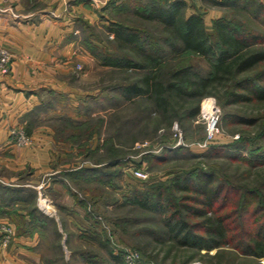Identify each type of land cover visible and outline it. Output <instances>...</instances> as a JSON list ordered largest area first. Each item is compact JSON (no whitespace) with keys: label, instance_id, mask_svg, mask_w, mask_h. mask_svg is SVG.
Here are the masks:
<instances>
[{"label":"trees","instance_id":"obj_1","mask_svg":"<svg viewBox=\"0 0 264 264\" xmlns=\"http://www.w3.org/2000/svg\"><path fill=\"white\" fill-rule=\"evenodd\" d=\"M258 1L222 0L220 5L249 11V17L256 18L261 25L264 5ZM185 8V0L109 2V30L114 33V39H109L106 46L91 44L90 50L98 63L110 70L112 79L118 76L122 79L121 83L110 87L112 99L119 103L124 101L144 119L152 120V116L158 115V119H154L157 126L161 118L170 121L178 112L176 109H181L188 119L196 117L200 101L218 87L225 90L224 108L233 103L264 102V30L250 29L226 16L212 21L209 30L203 16L187 15ZM130 12L141 21L133 23L121 19L124 13ZM192 55L206 60L207 71L190 64L181 65ZM216 96L222 100L221 96ZM224 117L230 121L250 120L233 113ZM34 119L24 129L27 135L33 129ZM87 120L82 122L70 115H61L58 121L64 125L84 126ZM214 149L232 161L246 163L248 168L264 165V161L257 159L264 156L242 147L238 139L222 149ZM243 149L248 151L247 155L242 153ZM152 156L160 160L166 158L162 154ZM65 175H75L74 183L79 185L82 179L97 185L113 182V174L92 167L69 170ZM243 175L256 183L261 180L253 171ZM231 176L234 181L209 169L194 168L174 175L167 183L131 187L120 203L127 215L116 217V222L125 226L136 221L129 217L133 210L147 212L161 229L160 233L151 232L153 235L160 241L161 236L166 243L192 251L183 264L198 256L222 257L227 259V264H237V259L242 258L247 264H256L264 258V181L250 187L238 184L236 175ZM28 196L32 197L31 191L21 184L0 183V210L16 202L28 203ZM31 208L27 210L31 220L26 226L41 228ZM212 249H217L214 255L208 253ZM107 252L109 258L102 256L100 260L89 253L84 258L89 264H126L113 249L107 248Z\"/></svg>","mask_w":264,"mask_h":264},{"label":"rangeland","instance_id":"obj_2","mask_svg":"<svg viewBox=\"0 0 264 264\" xmlns=\"http://www.w3.org/2000/svg\"><path fill=\"white\" fill-rule=\"evenodd\" d=\"M221 1L185 0L186 13L187 15L198 13L203 16L209 30H211L212 21L222 16L233 19L235 23H240L250 29L264 30L263 21L260 25L255 20L256 18L249 17V11L247 13L235 9L233 5L223 7L220 5ZM259 1L264 5V0ZM121 19L133 23L141 21L135 18L133 12L124 13ZM97 40L99 46H106L109 42V39ZM172 64H174L173 60ZM188 64L197 66L199 70L207 71V62L202 57L188 56L181 65ZM77 70L80 71L81 66H77ZM115 78L112 79L110 70L99 64L98 61L88 64L87 71L80 83V88L87 91V95L80 108L75 110L65 107L57 112L59 115L52 112L53 114H50L52 117L44 120L52 125L56 142L68 153H65L67 160L63 163L65 167L63 172L55 174V176L66 183L64 196L67 194L76 199L80 213L70 214L67 211H73L71 208H66L65 212L62 207L59 208L55 204V200L59 199L61 195L50 186L55 178L54 175H46L39 179L38 183H31L25 187L31 191L32 195V197L28 196L27 210L31 207L33 209V218L38 220L42 230L40 233L42 250L47 259L52 262L89 264L84 258L85 254L97 255L101 260L102 256L109 258L107 248H111L113 253L122 260L123 249L138 252L141 257L139 264H183L192 251L166 243L161 236L160 241L153 235L151 232L160 233L161 229L158 224L152 221L147 212L133 210L129 217L135 218L136 221L127 223L125 226H120L116 222V217L127 215L126 209L121 207L122 204L120 205L123 202V196L131 187L167 183L174 175L194 168L212 170L220 177L230 181H234L231 175H236L235 182L238 184L257 186L261 181H264V177L261 178L264 176V165L248 168L246 163L232 161L226 154L218 153L214 148L222 149L238 139L239 142L241 141L242 147L249 148L253 154L258 153L264 156V102L233 103L224 108L226 98L223 92L225 90L218 87L219 89H214L213 94L200 101V111L196 117L188 119L181 109L180 111L176 109L178 112L172 115L173 118L170 121L161 118L157 126L154 119H158V115L152 116V120H147L146 117L144 119V116H140L139 111L129 107L124 101L119 103L118 100L112 99L110 87L114 83H121L122 80L119 76ZM216 95L221 96L222 100ZM210 99L214 102L219 114L217 123L219 134L214 144L206 150H201L194 145L206 137L211 118L208 119L203 111L207 104L212 103V101H208ZM228 113L241 115L250 120H226L224 116ZM34 114L36 115V113ZM38 115L40 114L38 113ZM61 115H72L75 117L74 119L82 122H86L87 119L90 121L87 120L89 122L84 126H71L69 123L64 125L57 118ZM34 118L33 128L41 126L40 116L38 118L34 116ZM179 135L188 146L173 147L178 142ZM237 136L238 138H236ZM177 148L180 150L178 151ZM164 150L172 152L165 153ZM242 153L247 155L248 151L243 149ZM160 154L166 155V158L160 160L161 158L152 156ZM257 159L264 161V157ZM83 167H92L113 174L112 185L86 183L82 178H79L82 179L79 180L82 186L75 184V175H65V172L69 170L80 169L81 171ZM135 169L147 172L148 177H135L132 172ZM250 171L258 173L260 182H253L252 178L247 179L243 175ZM26 180L28 178L24 177L17 184L23 185ZM39 185L42 187L38 188ZM40 193L47 196L51 204L50 213H45L40 209L38 204ZM16 209L19 210L20 207ZM78 216L79 219L76 218ZM205 252L203 251V253ZM216 252L217 249H212L208 253L214 255ZM234 259L237 258L234 257ZM226 260L222 257L208 259L198 256L193 257L186 264H227ZM237 261V264H247L242 258ZM259 263L264 264V258L256 264ZM105 264H111V262H105Z\"/></svg>","mask_w":264,"mask_h":264},{"label":"crops","instance_id":"obj_3","mask_svg":"<svg viewBox=\"0 0 264 264\" xmlns=\"http://www.w3.org/2000/svg\"><path fill=\"white\" fill-rule=\"evenodd\" d=\"M110 1L0 0V46L12 53L11 69L0 81V183L12 186L25 177L28 187L54 175L50 186L61 195L55 204L65 212L71 208L67 212L73 215L80 213L79 205L64 196L66 183L55 176L63 172L68 153L44 120L65 107L76 110L84 101L81 80L88 64L98 61L90 45L114 39ZM34 116H40L41 126L32 129V144L17 146L11 130L26 129ZM27 206L16 202L0 210V221L14 228L8 244L0 238V264H51L40 244L42 230L26 226L31 220Z\"/></svg>","mask_w":264,"mask_h":264},{"label":"built area","instance_id":"obj_4","mask_svg":"<svg viewBox=\"0 0 264 264\" xmlns=\"http://www.w3.org/2000/svg\"><path fill=\"white\" fill-rule=\"evenodd\" d=\"M101 1L103 3H106L108 0H96V2H101ZM11 61H12V53L8 49L0 46V81L11 69ZM208 101H212V100L210 99ZM212 103L215 108V111L210 117L207 116L208 119L211 118V121H209L208 123L206 137L202 141L197 142L194 145V147L199 148L201 150H206L212 144H214L217 140V135L219 134V129L217 126V123L219 121V114L217 113V108L214 105L213 101ZM11 136L15 139V143L17 146H30L32 144L31 137L27 135L26 132L22 129H17V128L12 129ZM236 138H238V136ZM181 145L188 146V144H186L183 141L181 135H179L178 142L173 147H177ZM132 172L133 175L138 178L148 177V173L143 170L135 169ZM41 187L42 185L38 186V188ZM38 204L43 212L50 213L51 204L45 194L40 193L38 197ZM13 236H14L13 226L6 221H0V238L2 240V243L4 245L8 244ZM121 254L123 257V261L126 264H139V261L141 259L138 252L129 249H123ZM194 264H201V263H194Z\"/></svg>","mask_w":264,"mask_h":264},{"label":"bare ground","instance_id":"obj_5","mask_svg":"<svg viewBox=\"0 0 264 264\" xmlns=\"http://www.w3.org/2000/svg\"><path fill=\"white\" fill-rule=\"evenodd\" d=\"M214 111H215V108H214L213 104L209 103V104L206 105L203 113L205 114V116L210 117L213 114Z\"/></svg>","mask_w":264,"mask_h":264}]
</instances>
